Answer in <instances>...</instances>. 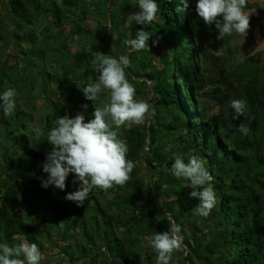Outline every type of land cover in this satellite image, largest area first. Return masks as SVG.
Returning a JSON list of instances; mask_svg holds the SVG:
<instances>
[{"label":"trees","instance_id":"obj_1","mask_svg":"<svg viewBox=\"0 0 264 264\" xmlns=\"http://www.w3.org/2000/svg\"><path fill=\"white\" fill-rule=\"evenodd\" d=\"M110 1L107 13L108 0H5L13 44L28 47L11 54L16 63L11 68L3 61L8 56L6 46L0 45V94L15 87L26 103L37 95L50 112L30 128L34 105L21 110L16 102L8 117L0 109V243L14 246L18 238L36 243L44 254V243L50 241L47 235L51 236L44 221L49 220L58 228L63 226L58 249L67 264H149L157 253L148 238L168 231L169 217L176 225L185 217L197 218L194 209L199 201L189 195L190 181L177 179L169 171L176 156L187 162L195 155L214 177L211 185L217 203L207 221L215 225L205 236L181 234V264H264V63L248 58L229 68L219 65L218 73L206 68L205 46L222 39H217L215 25H206L196 13L197 0H188L186 8L182 0H155L159 11L151 25L127 22L125 10L139 7L134 0ZM248 10L264 14V6L257 3L247 2L244 11ZM79 23L84 25L76 26ZM86 23L91 26L85 28ZM92 25H99L102 32H94ZM110 26L112 35L117 28L120 32L118 38L112 37L117 52L109 38ZM66 28L70 31L65 35ZM140 29L152 35L150 50L137 51L126 44ZM76 35L87 40L88 47L72 51ZM157 38L159 43L154 45ZM4 41L0 34V42ZM51 50L54 57L45 59ZM95 51L116 58L128 56L131 66L125 75L135 86V98L152 93L150 122L125 124L117 130L128 146L127 159L136 165L131 179L116 185L119 213L111 212V204L100 202L112 187L93 189L85 204L77 206L65 196L76 191L79 183L66 181L69 187L64 193L42 186L48 176L43 164L52 150L47 133L55 120L83 113L88 122L94 119V106L109 97V90L102 88L93 104L82 91L99 75L92 67ZM38 61L48 68L36 70ZM48 69L55 71L50 74ZM204 97L225 109V116H209L201 104ZM238 99L245 101V114L234 119L231 101ZM242 123L250 128L247 135L239 131ZM141 164L146 173L156 171L149 186L142 179ZM71 177L74 174L67 179ZM151 201L155 210L147 206Z\"/></svg>","mask_w":264,"mask_h":264},{"label":"clouds","instance_id":"obj_2","mask_svg":"<svg viewBox=\"0 0 264 264\" xmlns=\"http://www.w3.org/2000/svg\"><path fill=\"white\" fill-rule=\"evenodd\" d=\"M182 2L186 8L188 0ZM246 4L247 0H197L195 11L206 25H215L217 39H222L234 31L246 35L250 27V17L244 11ZM138 5L140 11L134 13L132 18L139 25H151L156 20L158 4L155 0H138ZM151 36L140 29L136 38L126 41V44L137 51L149 49ZM152 43L158 44L159 38ZM92 55V67L99 75L95 83L89 81L83 87V94L93 104L99 99L102 88L109 90V97L101 101V106H94V119L88 122H85L83 113L55 120V127L47 133L52 150L43 164V171L48 174L47 179L42 180L45 188L53 185L64 190L69 174H74L73 183H79V187L67 193L65 199L75 202L77 206L85 204L93 189L107 190L114 184L124 185L131 179L130 174L136 165L127 159L128 146L119 138L117 130L125 124H144L151 112L148 102L135 98V86L126 78L125 69L131 66L128 56L116 58L99 51ZM216 55L221 56L222 51L217 50ZM17 95L15 88L0 94V109L5 117L10 116L16 108ZM245 106L242 99L231 101L234 119L245 114ZM82 107L87 109L86 104ZM239 131L247 135L250 128L242 123ZM169 171L177 179L190 181L192 191L189 195L199 201L194 212L208 217L217 199L211 185L214 177L205 167L204 160L191 155L185 162L182 156H176ZM180 233V226L173 223L168 231L156 232L148 238L157 253L156 264H173L174 253L182 251L184 247ZM43 259L36 243L25 241L14 246L0 243V264H41ZM53 264L56 262L53 261Z\"/></svg>","mask_w":264,"mask_h":264},{"label":"rangeland","instance_id":"obj_3","mask_svg":"<svg viewBox=\"0 0 264 264\" xmlns=\"http://www.w3.org/2000/svg\"><path fill=\"white\" fill-rule=\"evenodd\" d=\"M95 1V0H94ZM249 3H257L260 8L264 6V0H247ZM134 3L138 4V0H134ZM140 11V8L138 7V10H130L126 9L125 10V16L127 22L133 21L134 19L133 14L137 13ZM246 14L249 15L250 17V27L246 33V35H241L239 33H236L235 31L231 35H225V37L222 38L221 41L214 42L210 46L206 47L205 46V52L206 56L203 58V64L206 68H211L212 70H215L216 73H218L217 68L219 65H223L225 68H229L233 64H238L242 62L245 59L248 58H253L255 60H258L259 63H264V35H262V29H264V14H259L255 10H248L245 11ZM9 12L7 9V5L5 0H0V34L5 36V41L0 42V45L6 46L4 48L6 54L8 55L3 59L4 62H8L9 67H13V65H16L15 59H13L11 54H14L17 50L19 51V48H27L28 44L27 43H21L18 47H15L13 44V40L11 36L9 35V32L13 31V26L10 24V19H9ZM89 23L85 24V28L90 27L88 25ZM84 24H76V26H83ZM75 26V27H76ZM77 28V27H76ZM91 29L94 30V32H102V28L99 25H92ZM26 31V28L24 29V32ZM69 28L64 29V34H68ZM120 34L119 29L117 28L115 31V34L112 35L113 38H118V35ZM19 43V42H18ZM37 42L38 47H41ZM115 43V42H114ZM120 42L117 43L118 46H120ZM84 45L87 46L89 45L87 40H84L81 38V36H75L73 37V43L70 45L72 51H78L80 46ZM118 50V48H117ZM220 50L222 51L221 56L216 55V51ZM55 51H47L45 54L46 58L51 60L52 57H54ZM17 54V53H16ZM19 56V54H17ZM44 59V62H45ZM39 62V61H38ZM40 64H37L34 66L36 70H39L43 66H46L44 68H48V65L43 62H39ZM22 63H18L19 66H21ZM48 71L53 73L55 70L54 69H48ZM217 80L219 79V75L216 76ZM220 80V79H219ZM46 88L51 90V84L46 83ZM234 84V83H233ZM223 89H224V83ZM15 88V87H12ZM34 92V91H33ZM35 93V92H34ZM21 95L18 93V95L15 97V100L17 104L19 105L21 110H25L28 108L31 104L35 106L36 111L34 112V117H33V122L30 124V128H33L37 124H39L40 119L44 116L46 117V114L50 111H47L43 108V100L39 98L37 95L30 96L29 100L27 103L25 100L20 98ZM142 100H145L149 104L152 101V93L146 94L144 97L141 98ZM201 104L208 109L209 116L211 117H216L221 118L225 116L226 110L220 108L214 102L209 100L208 98L204 97L201 100ZM43 108V109H42ZM151 114L147 118V121L150 122ZM169 117L165 116V120H168ZM138 168L141 171V176L144 181H146V184L149 186L150 178L151 180L156 179V171L155 170H150L148 173L144 172V164H141L138 166ZM15 174V172H14ZM72 180H74L73 177L71 179H67L68 185L73 184ZM186 182H183L182 185H185ZM19 185L22 186V183L19 182ZM66 186L64 189L63 193L65 190H68L69 186ZM51 188H53V185H50ZM117 186L113 185L111 188V192L104 193L100 197V202L101 203H107L108 205L111 204V212L112 213H119V209L115 206L116 200L114 195L117 193ZM148 189V187H147ZM148 208H151L152 210L156 209V205L151 201L150 203L147 202ZM127 214L121 213V217L125 218ZM196 215V214H195ZM195 218H183L179 223H180V228H181V233L180 234H186V235H191V236H205L209 233V231L214 227L215 223L212 222V220L207 221V217H202L200 215H196ZM170 220V219H169ZM170 223L173 224V222L170 220ZM178 223V224H179ZM44 225L50 229L51 236L47 235L48 239L50 240L48 243H44V259L42 260L41 264H53V261L56 262V264H67L66 262L63 261V258L59 255L60 250L58 249V238H59V233L61 232L60 230H63V226L58 228L57 226L53 225L49 220L44 221ZM196 226L197 230L194 229L193 226ZM52 227V228H51ZM57 235V236H54ZM144 238L141 240V246H146V243H144ZM15 244H20L23 243L22 239H14ZM60 246V245H59ZM184 249V248H183ZM186 250V249H185ZM55 253V254H53ZM184 255L183 250L178 251L174 253L173 255V264H181L182 263V256ZM227 257L226 255L224 256L223 259ZM141 258L143 257V254H141ZM148 264V263H147ZM149 264H156V260H153V262Z\"/></svg>","mask_w":264,"mask_h":264},{"label":"water","instance_id":"obj_4","mask_svg":"<svg viewBox=\"0 0 264 264\" xmlns=\"http://www.w3.org/2000/svg\"><path fill=\"white\" fill-rule=\"evenodd\" d=\"M110 7H111V1L108 0L107 13H109ZM109 38H110V40H111V42H112V45H113L115 51L117 52L116 45H115V43H114L113 40H112L111 26H110V28H109ZM142 151H143V150H142ZM141 160H143L142 157H141ZM150 190H151V195H152V197H153V196H154V190H153V188H151ZM169 219L172 220V217H169Z\"/></svg>","mask_w":264,"mask_h":264}]
</instances>
